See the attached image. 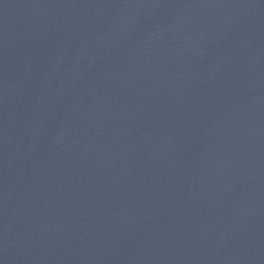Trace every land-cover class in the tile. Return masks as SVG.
Here are the masks:
<instances>
[{"label":"water","instance_id":"water-1","mask_svg":"<svg viewBox=\"0 0 264 264\" xmlns=\"http://www.w3.org/2000/svg\"><path fill=\"white\" fill-rule=\"evenodd\" d=\"M0 264H264V0H0Z\"/></svg>","mask_w":264,"mask_h":264}]
</instances>
